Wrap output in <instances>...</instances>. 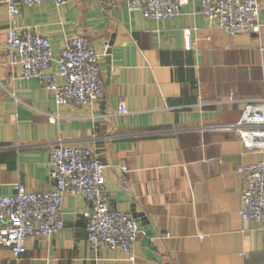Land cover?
Returning <instances> with one entry per match:
<instances>
[{"label":"crops","instance_id":"obj_1","mask_svg":"<svg viewBox=\"0 0 264 264\" xmlns=\"http://www.w3.org/2000/svg\"><path fill=\"white\" fill-rule=\"evenodd\" d=\"M109 1L118 8L100 0L59 7L43 0L20 6L13 22L17 32L47 38L54 53L79 35L92 43L103 94L74 108L58 106L40 82L19 79V69L6 64L9 24L0 0V197L11 196L17 183L28 193L51 191L50 149L58 142L93 148L105 167L110 209L130 216L140 231L132 258L91 250L83 217L88 204L66 195L62 230L28 237L18 261L0 246V264H264V228L238 216L244 187L238 170L264 155L246 152L234 132L216 129L241 116L242 103L217 105L229 94L264 99V0H258L259 32L235 36L201 15L200 0L166 21ZM121 105L129 115H116ZM141 218L155 233L156 258L145 254Z\"/></svg>","mask_w":264,"mask_h":264},{"label":"built area","instance_id":"obj_2","mask_svg":"<svg viewBox=\"0 0 264 264\" xmlns=\"http://www.w3.org/2000/svg\"><path fill=\"white\" fill-rule=\"evenodd\" d=\"M72 0H54L59 7ZM110 9L118 3L100 0ZM192 0H123L129 13H139L146 20L166 21L180 14ZM43 0H1L7 9L8 29L3 49L6 64L18 68V78L41 83L58 106L88 107L103 94L104 82L100 71V56L92 43L79 35L63 40L58 53L50 41L29 30L17 32L13 22L19 7H38ZM258 0H200L201 15L228 36L259 32ZM189 30L184 32V46L192 47ZM242 103L239 120L217 130L234 132L246 152L264 155V99L235 100L232 94L217 105ZM116 115L129 112L121 105ZM57 116L49 117L56 122ZM50 178L53 189L45 193H28L17 183L13 194L0 197V246L8 248L14 260L25 253L28 237H50L64 226L62 206L66 195L81 197L88 208L83 214L86 222L85 243L91 250L120 251L130 255L140 231L134 219L109 207L104 182L105 167L96 150L69 146L58 142L50 149ZM244 179L238 216L264 228V159L240 168Z\"/></svg>","mask_w":264,"mask_h":264},{"label":"water","instance_id":"obj_3","mask_svg":"<svg viewBox=\"0 0 264 264\" xmlns=\"http://www.w3.org/2000/svg\"><path fill=\"white\" fill-rule=\"evenodd\" d=\"M108 62L109 61L107 59L106 60L107 65H109ZM137 223L139 224V226L144 227V230H145V236L142 239V246L146 249V252H145L146 256L156 258V256H155L156 254H154L156 252V248L152 243V239L154 238L155 233L150 228L148 221L145 220L144 218L137 220Z\"/></svg>","mask_w":264,"mask_h":264}]
</instances>
